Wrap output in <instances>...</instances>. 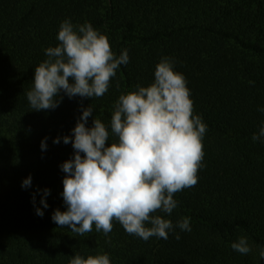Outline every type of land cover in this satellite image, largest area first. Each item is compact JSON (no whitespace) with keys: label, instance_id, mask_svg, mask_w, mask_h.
<instances>
[{"label":"trees","instance_id":"1","mask_svg":"<svg viewBox=\"0 0 264 264\" xmlns=\"http://www.w3.org/2000/svg\"><path fill=\"white\" fill-rule=\"evenodd\" d=\"M66 19L91 23L116 56L128 50L129 63L102 97L61 93L56 109L35 111L26 96L34 69L47 48L58 46ZM164 57L185 77L193 117L207 127L197 184L174 194L178 205L170 215L153 213L171 220L174 230L167 240L144 241L115 220L107 236L94 225L82 236L58 226L53 212L67 210L61 165L74 158L62 138L73 135L81 105L93 109L87 127L94 118L109 127L110 146L117 140L110 121L119 96L150 86ZM261 108L264 0H0V264H70L77 253H107L111 264H264V142L252 140L264 121ZM30 175L31 187L22 188ZM44 189L49 206L41 217L36 208H43ZM184 217L190 232L176 227ZM240 236L250 253L232 249Z\"/></svg>","mask_w":264,"mask_h":264},{"label":"clouds","instance_id":"2","mask_svg":"<svg viewBox=\"0 0 264 264\" xmlns=\"http://www.w3.org/2000/svg\"><path fill=\"white\" fill-rule=\"evenodd\" d=\"M57 40L58 46L47 48V59L34 69L33 85L26 93L35 111L56 109L63 100L61 93L69 99L102 97L117 69L129 63L128 50L116 56L108 37L89 22L73 25L70 19L64 20ZM154 77L150 86L136 85V91L119 96L110 121L111 134L117 140L110 146H106L109 127L96 118L87 127L93 109L81 105L73 135L62 138L64 144H72L74 158L61 165L67 174L62 192L67 210L53 212L52 221L58 226L82 236L92 232L94 225L107 236L115 220L128 234L144 241L153 236L167 240L174 230L171 220L153 213L170 215L178 205L174 194L197 184L207 127L200 115L193 117L185 77L174 71L170 58L161 59ZM252 140L264 142V121ZM60 141L57 137L53 142ZM41 148L47 149V137ZM31 185L30 175L21 186L27 189ZM49 194L50 189L43 190V208H36V215L43 217ZM176 227L190 232V218H182ZM175 238L181 237L177 234ZM231 247L240 254L252 251L245 236ZM259 256L264 259V249ZM70 264L111 262L107 253L87 258L77 253Z\"/></svg>","mask_w":264,"mask_h":264}]
</instances>
